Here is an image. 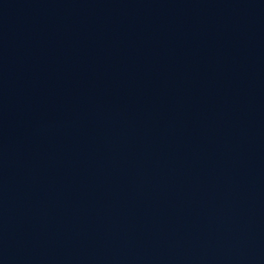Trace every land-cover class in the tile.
Returning a JSON list of instances; mask_svg holds the SVG:
<instances>
[{
  "label": "water",
  "instance_id": "1",
  "mask_svg": "<svg viewBox=\"0 0 264 264\" xmlns=\"http://www.w3.org/2000/svg\"><path fill=\"white\" fill-rule=\"evenodd\" d=\"M0 264H264V0H0Z\"/></svg>",
  "mask_w": 264,
  "mask_h": 264
}]
</instances>
